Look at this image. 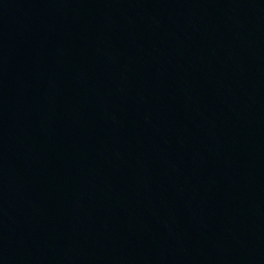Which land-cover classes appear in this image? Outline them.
Returning a JSON list of instances; mask_svg holds the SVG:
<instances>
[{"label": "water", "instance_id": "water-1", "mask_svg": "<svg viewBox=\"0 0 264 264\" xmlns=\"http://www.w3.org/2000/svg\"><path fill=\"white\" fill-rule=\"evenodd\" d=\"M0 264H264V0H0Z\"/></svg>", "mask_w": 264, "mask_h": 264}]
</instances>
